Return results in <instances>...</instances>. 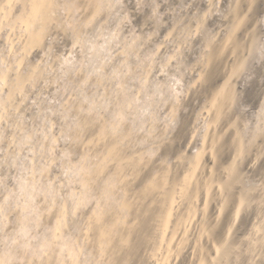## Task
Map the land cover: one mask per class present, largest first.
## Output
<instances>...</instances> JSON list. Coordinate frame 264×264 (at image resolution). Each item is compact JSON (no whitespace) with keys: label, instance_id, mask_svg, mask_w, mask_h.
Wrapping results in <instances>:
<instances>
[{"label":"clouds","instance_id":"obj_1","mask_svg":"<svg viewBox=\"0 0 264 264\" xmlns=\"http://www.w3.org/2000/svg\"><path fill=\"white\" fill-rule=\"evenodd\" d=\"M0 264H264V0H0Z\"/></svg>","mask_w":264,"mask_h":264}]
</instances>
